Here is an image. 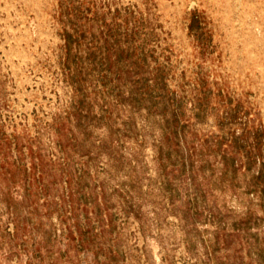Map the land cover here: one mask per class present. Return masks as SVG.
Masks as SVG:
<instances>
[{
  "label": "rangeland",
  "instance_id": "1",
  "mask_svg": "<svg viewBox=\"0 0 264 264\" xmlns=\"http://www.w3.org/2000/svg\"><path fill=\"white\" fill-rule=\"evenodd\" d=\"M0 264H264V0H0Z\"/></svg>",
  "mask_w": 264,
  "mask_h": 264
}]
</instances>
